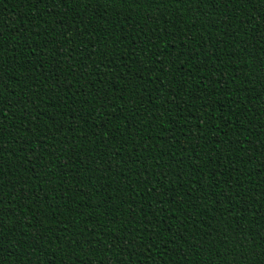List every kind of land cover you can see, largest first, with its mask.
Returning a JSON list of instances; mask_svg holds the SVG:
<instances>
[{"label": "trees", "instance_id": "1", "mask_svg": "<svg viewBox=\"0 0 264 264\" xmlns=\"http://www.w3.org/2000/svg\"><path fill=\"white\" fill-rule=\"evenodd\" d=\"M178 3L0 0V264H264V0Z\"/></svg>", "mask_w": 264, "mask_h": 264}, {"label": "snow or ice", "instance_id": "2", "mask_svg": "<svg viewBox=\"0 0 264 264\" xmlns=\"http://www.w3.org/2000/svg\"><path fill=\"white\" fill-rule=\"evenodd\" d=\"M40 2H41V3H44L45 0H40ZM73 2H77V0H73ZM78 2L83 3L84 0H78ZM112 2H113V0H107V3H108L109 5H110ZM119 2L124 4L125 0H119ZM151 2H152V0H148V3H151ZM169 2H170L171 4H179V3H178V0H169ZM192 2H193V3H196V2H200V0H192ZM216 2L219 3L220 0H216ZM66 3H68V0H66ZM129 3L131 4V3H132V0H129ZM179 5H180V4H179ZM33 51H34V50H33ZM182 54H183V53H182ZM160 63H163V61H160ZM172 63L174 64L175 61L173 60ZM161 70H162V69H161ZM258 70L261 71V72H264V58L261 59V61H260V68H259ZM29 71H30V69H29ZM141 71H143V69H141ZM3 75H4L3 71H0V77H2ZM0 89H3V84H0ZM138 108H139V105H137V109H138ZM37 115H39V113H37ZM0 131H3V129H0ZM185 151H187V149H185ZM37 159H39L38 156H37ZM178 187L181 188V184H180ZM183 188H184V185H183ZM193 191H194L193 188H189V189H187V191H186L183 195H187V193H189V192H191L192 195H193ZM222 191H223V190H222ZM177 195H181V194H180V193H177ZM183 195H181V200H183ZM187 196H188V195H187ZM188 197L191 198L192 196H188ZM175 199H176V198H175V196H174V200H175ZM190 204H191V203H189L187 206H185L184 204H180V205H178V207H177V212L179 213V215H183L184 218H185V220H187L188 217L184 215V212H190V209L193 208V207H190ZM229 204H231V203L229 202ZM165 208L168 209L167 206H165ZM181 209H182V211H181ZM246 211L251 212L252 209L249 207L248 209H246ZM190 213H191V212H190ZM173 215L179 218V215H177V213H170V216H173ZM130 222H131V221H130ZM150 223H151V221H150ZM205 235H207V234H205ZM259 235H261V239L264 240V234H259ZM156 238H158V237H156ZM253 238H254L253 236H251V237H247V239H249V240H252ZM222 242H223V241H222ZM243 247L248 248L249 245H248V244H244ZM259 248L264 249V243H261V244L259 245ZM148 250H149V249H148ZM253 251H254L255 253H259V255H260L259 250L256 249L255 247H253Z\"/></svg>", "mask_w": 264, "mask_h": 264}]
</instances>
